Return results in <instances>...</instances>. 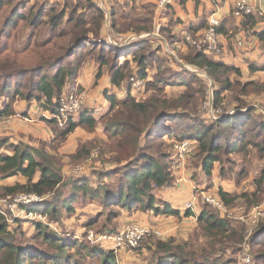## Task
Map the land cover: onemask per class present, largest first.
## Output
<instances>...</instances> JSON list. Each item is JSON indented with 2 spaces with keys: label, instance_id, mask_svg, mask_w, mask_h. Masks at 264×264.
<instances>
[{
  "label": "trees",
  "instance_id": "trees-1",
  "mask_svg": "<svg viewBox=\"0 0 264 264\" xmlns=\"http://www.w3.org/2000/svg\"><path fill=\"white\" fill-rule=\"evenodd\" d=\"M154 9L155 4L139 0L112 2L104 8L94 0H0V102L4 106L0 117L15 114L17 101L35 102L41 119L53 131V139L41 140L38 146L0 138V179L15 175L27 179L0 185V200L35 194L45 199L27 208L28 212L61 221L64 211H75L79 198L89 199L98 213L85 227L115 234L119 229L107 221L117 208L160 209L157 192L175 185V172L182 162L177 143L196 142L189 165L202 166L208 178L219 168L226 179L227 165L233 171L236 164L233 156L247 160L250 147L264 158V80L248 79L240 68L190 47L180 58L200 73L192 72L163 44L155 46L159 40L155 36L131 42L127 53L104 40L108 17L113 38L152 33ZM245 17L244 27L255 26L254 16ZM168 23L161 33L173 43L179 36L171 28L172 16ZM227 24L223 22L224 32ZM258 37L264 48V31ZM92 61L99 65L98 78L108 70L113 86L123 88L128 81V88L122 97L106 90V108L84 105L78 118L61 128L47 113L58 111L62 95L82 90L76 82ZM133 63L139 68L137 73ZM250 71H264V63H251ZM135 75L146 79L140 95L132 92L130 79ZM78 127L90 133L100 130L103 137L81 141L66 162L59 149ZM80 166L90 172L77 171ZM246 177L243 167L232 180L237 183V178ZM218 194L226 207L237 201L249 210L261 206L264 169L253 190L239 194L220 188ZM104 215L106 221L98 226ZM12 220L14 226L0 211V264H120L115 250H106L103 243L64 235L38 220L32 221L34 232L28 233L23 219ZM197 223V235L207 238L201 249L187 250L186 244L172 236L153 235L136 248L143 258L140 264H247L241 259L246 254L251 259L248 264H264L263 210L252 223L249 216L232 219L227 211L205 204Z\"/></svg>",
  "mask_w": 264,
  "mask_h": 264
},
{
  "label": "crops",
  "instance_id": "crops-1",
  "mask_svg": "<svg viewBox=\"0 0 264 264\" xmlns=\"http://www.w3.org/2000/svg\"><path fill=\"white\" fill-rule=\"evenodd\" d=\"M94 1H96L98 4H100L101 7L104 8L112 2L123 3L125 0ZM139 1H141L142 4H155L154 29L152 33L142 35L129 33L124 37H120L126 38V40H122L120 41V44L114 46L119 47L121 52H129L131 50V48H129L131 42L139 38L155 36L154 30L156 25L161 24L162 27L164 25H169V18L170 16H172L174 18V23L171 28L173 30V33L176 32L178 34L179 38L172 43L163 38L161 33L160 38L162 39V41L159 39L160 41L158 40V43H155V46L163 44L167 52L170 54L169 51H172L175 56L172 54L170 55L173 56L176 61L179 62L182 66H184L183 63L185 62L180 58V53L187 52L190 46H187L184 43L183 35L185 33H191L193 35L202 33L208 26L209 16L211 14L217 13L222 17V25L219 28V32L222 39V46L224 48V57L223 59H219L226 64L240 68L248 79L264 80V71H258L256 73H251L250 71L251 63H264V48H262L261 42L258 37V33L264 31V19L259 17L257 14H253L252 16L257 19V23L255 24V26L250 29L244 27L243 20L246 17H237L233 14L235 3L237 0H174V3L171 4V6L166 7L167 9L161 8L159 6L160 0ZM247 1L254 5H257L259 3V0ZM233 16L234 19H236V22L233 23V26L227 24L225 26L227 32H224L222 29L223 22L226 20L228 21V19ZM105 26L106 30L104 38L107 40L109 38H113L112 36H110L111 29L109 17L107 18ZM228 36L230 38V41H228L227 39ZM239 36H243L245 38L246 45L244 48L238 45ZM132 37H134L135 39H133ZM107 40L106 43L108 45H111ZM131 56L132 55L129 54L128 58H131ZM169 63L171 66L174 65L173 62ZM133 67H136L137 73L139 68L135 65V63H133ZM98 74L99 65L92 61L85 65L76 83L81 87V89H85L86 92L88 91L86 107L101 110L108 106V100L105 94L107 88L110 89V94H117L121 97L124 96L126 90L124 88H118L112 85L110 72L108 70H104L102 76L99 78ZM3 107L4 106H1L0 102V110ZM13 107L16 113L19 112L30 115L32 113L39 119V122L26 123L21 119L13 118L10 120L9 125L5 127V132H2L3 129L0 130L1 139L6 138L11 144H17L19 142H30L31 145H34L35 142H39L41 140L49 142L53 139L52 128L41 119L43 115L40 112V108L39 111L36 110L37 106L35 102L29 103L28 101L20 100L17 101ZM86 133L94 134L93 137L97 135L96 133H89L87 131ZM101 136L103 137V134ZM93 137L91 136L88 140L92 139ZM72 144L75 145L72 150H70L69 148H65L66 146L64 145H62V150L67 151L69 154L74 153L77 150L78 144L74 141H71L69 145ZM1 151L7 152L8 150L2 149ZM258 155L259 154L257 149L250 147L248 159L245 160L243 158L242 160H239L240 162L238 166L240 168L246 166L248 168V171L250 172L249 177H246L242 180V187H238L237 184L231 180L223 179L219 173L218 177L214 176L213 179H210V182H207L206 185H204V182H201V186L199 184L200 181H197L196 179L198 177L204 176L202 166L194 168L189 165V158L182 160L178 170L175 172L177 177L175 185L172 187L160 189L157 192V199L159 203L158 206L160 209L156 212L151 210L145 212L136 211V220L141 224L151 226L154 229L160 231V237L167 238L170 236H179L180 239L184 241L186 237L199 232L197 216L205 206V204L199 198L200 191L205 190L218 197V190L220 188H223L228 193H235L237 191H240V189H242L244 185L250 186L251 184H253L252 186H254V181L257 179L256 176L264 166V163L260 161ZM237 156V159L241 157L240 155ZM215 172H217V170H214V174ZM195 173H197V177H195ZM26 181L27 179L23 175H15L6 179H0V185H14L16 183H25ZM191 201L195 202L194 207L192 209H188L186 207V203ZM174 211L179 213H177L176 215ZM188 211H191L192 215L187 216L186 213ZM226 211L228 214H230L232 219L244 218L246 216L244 215L246 212V204L238 206H227ZM256 212V208H252L250 210L249 217L251 222L256 215Z\"/></svg>",
  "mask_w": 264,
  "mask_h": 264
},
{
  "label": "built area",
  "instance_id": "built-area-1",
  "mask_svg": "<svg viewBox=\"0 0 264 264\" xmlns=\"http://www.w3.org/2000/svg\"><path fill=\"white\" fill-rule=\"evenodd\" d=\"M174 0H160L159 6L164 8L166 5H171ZM233 14L237 17H244L248 15L257 14L259 17L264 19V0H259L257 5L249 3L247 0H237L235 3V9ZM222 24V17L217 13L211 14L208 18V27L200 34L193 35L191 33H185L183 35L184 43L187 46L196 48L207 54H212L217 58L224 57V48L222 46V39L219 32V28ZM161 24L156 25L154 35L161 36ZM135 39L134 37H132ZM119 40H126V38H109L108 42L111 45H115V42ZM238 45L242 48L245 47L246 41L243 36L238 37ZM169 49V48H168ZM170 54H175L169 51ZM186 69L192 72L200 73L197 68L190 66L189 64L183 63ZM132 92L136 95H140L145 91L146 79L138 78L136 75L131 79ZM86 94L85 92H71L61 96L59 99L58 111L54 114L47 113V117L55 119L57 125L61 128L67 126L71 120H76L86 105ZM10 120L0 117V127L9 124ZM197 147V144L193 140H183L176 144L177 156L181 160L186 159L188 155L193 153ZM200 200L208 205H212L221 211H226L224 203L214 194L208 191H200ZM5 199V198H4ZM3 199V200H4ZM43 201V197H38L35 194H20L15 197V202L20 204H32ZM195 202L191 201L186 203L188 209L194 207ZM256 215L254 216L252 223L256 222L257 216L259 215L260 208L256 209ZM251 232H249L250 234ZM156 235H161L160 231L154 229L151 226L136 224L127 226L119 230L115 234H95L94 239H91L94 243H111V247L114 250L125 249V248H137L146 238ZM250 256L247 254L243 258L244 263H250Z\"/></svg>",
  "mask_w": 264,
  "mask_h": 264
},
{
  "label": "rangeland",
  "instance_id": "rangeland-1",
  "mask_svg": "<svg viewBox=\"0 0 264 264\" xmlns=\"http://www.w3.org/2000/svg\"><path fill=\"white\" fill-rule=\"evenodd\" d=\"M62 1L63 0H53V2H58V3H61ZM228 22L230 25L233 26V23L236 22V19H234V16H233L230 19H228ZM227 39H228V41H230L229 36L227 37ZM119 41H122V40H119ZM122 60H123V57L120 58V62ZM101 81H102V79H101ZM123 88L124 89L128 88V81H126L123 84ZM106 90H108V92H110L109 88H107ZM81 92H85L86 101H87V95H88L87 92L88 91L86 92L85 89H82ZM85 104H87V102ZM1 106H2V104H1ZM36 106H37V104H36ZM13 110H14L15 114H13L12 116H9V117H4V118L9 119V120H11L13 118H18V119H21L22 121H25L26 123H35V122L37 123V122H39V119L37 117H35L32 113H31V115L30 114H23V113H19V112L16 113L14 107H13ZM36 110L39 111V106H37ZM7 125H9V124H6L5 126H1L0 130L3 129L2 132H5L6 131L5 127H7ZM86 131H87L86 129H83L82 127H78L74 132H72L69 135V137H68L69 139L67 138V140H66L67 142L66 141L63 142V145L66 146L65 148H69L70 150H72L75 145H73V144L69 145L71 141L76 142L78 144V147H79L81 141L84 142V141H87L91 136L93 137L94 134H87ZM96 134L101 136L103 133L99 130L98 132H96ZM19 143H23V142H19ZM24 143L27 145L30 144V142H24ZM39 144H40V142L34 143V145H36V146H38ZM62 148L63 147L61 146V148L59 149L60 155L63 156V158L66 162H69L70 159L67 157V155H69V153L67 151H63ZM190 157L191 156L188 155L186 158H190ZM233 158L236 162L235 167H234L233 171H231L230 169H228L229 165H227V172H226V174H225L226 176L224 178H226V180H229L228 177H230L231 181L236 183L235 180H232V176L233 175L236 176V172L240 171L242 169L238 165L240 162L239 160H242L243 157L241 156L239 159H237L238 156L236 155V156H233ZM258 158L260 159V161H262V163H264V158L261 159L259 157V155H258ZM244 167L246 168L247 177H249L250 172L248 171V168L246 166H244ZM65 169L67 171H69L70 167L66 166ZM263 169H264V166H263V168H261V170L263 171ZM76 170L79 172L82 171L83 173L90 172V170H88V167L85 168L84 166H80V168H78ZM216 170H217V172H215L213 177L214 176L218 177V173H220L219 168ZM261 170L258 172V174L256 176L257 178H260V176L262 174ZM260 172H261V174H260ZM213 177L208 178L204 175L202 177H198L196 180L200 181V183H199L200 185L203 182H204V185H206L207 182H210L209 181L210 179L211 180L213 179ZM112 178H116V177L112 176ZM233 179H235V178H233ZM237 180H238V182L236 184L238 187H240L242 185V181L239 178H237ZM94 183L95 182H93V184ZM252 185L253 184H251L250 186L244 185L245 187L243 186V188L240 189V191H238L239 194L242 192H245V191L253 190L254 186H252ZM37 204H38V202L28 204V205L16 203L15 198L9 196V197H6L4 200L3 199L0 200V211L5 212L6 217L9 219L10 224H12L13 226H14V224H13L12 219L14 217L23 219L24 220L23 226H24L25 230L28 231V233L34 232V227H33L32 221L38 220L44 224L50 225V228L54 231H59L64 235L69 234L70 236L72 234H74V236H76L77 238H85L86 241L89 243H92L91 239H94L95 234H102L100 232L95 231V229H93V228L87 229V227H85L86 223L93 220L94 219L93 217H95L96 214L98 213V210H97L98 207L97 206L95 207V205H93L89 199L79 198L74 203L75 211L72 213H67L64 211L63 214L61 215V217L59 216L61 221L51 220L48 216H46V214H42L40 212H35V211L33 213L28 212L27 208H32L33 206H36ZM244 204L245 203L243 201H237L231 205L238 206V205H244ZM210 206H212V205H210ZM212 207H214V206H212ZM243 207H245V206H243ZM214 208H216V207H214ZM257 208H260V210H263V214H264V201H263L262 205L257 207ZM116 210L117 211H115L114 213H111L109 215V220L107 221L109 224H111L115 227L114 229L121 230L127 226L141 224L140 222H138L136 220V210H133V209L128 210L125 208H117ZM249 212H250V210L247 208V205H246V212L244 215L249 216ZM229 216H230V214H229ZM105 218H106V215H104L100 219L98 226H100L102 224L101 222L106 221ZM60 224H63V226ZM142 225H144V224H142ZM154 236H161V235L154 234ZM151 237H149V238H151ZM172 237L176 238L179 243L186 244L187 250L200 249L207 243V238L203 237L202 235H197V233L191 234L189 237H186L184 241H182L179 236L178 237L172 236ZM149 238H146L141 243V245H143L146 242V240ZM103 245L105 246L106 250L112 249L111 243H103ZM115 253L117 256V260L120 262V264H140L141 262H143V258L140 255L139 251L136 250V248L118 249V250H115ZM243 258H244V255L241 258L242 262H243Z\"/></svg>",
  "mask_w": 264,
  "mask_h": 264
},
{
  "label": "water",
  "instance_id": "water-1",
  "mask_svg": "<svg viewBox=\"0 0 264 264\" xmlns=\"http://www.w3.org/2000/svg\"><path fill=\"white\" fill-rule=\"evenodd\" d=\"M105 41L107 40V39H104ZM108 41V40H107ZM116 46L118 45V44H120V42H115L114 43ZM45 198H43V200H44Z\"/></svg>",
  "mask_w": 264,
  "mask_h": 264
}]
</instances>
